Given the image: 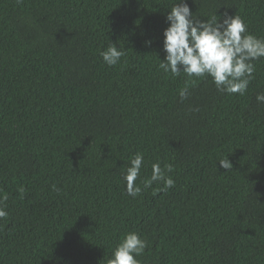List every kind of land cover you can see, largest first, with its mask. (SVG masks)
Instances as JSON below:
<instances>
[{"label":"trees","instance_id":"obj_1","mask_svg":"<svg viewBox=\"0 0 264 264\" xmlns=\"http://www.w3.org/2000/svg\"><path fill=\"white\" fill-rule=\"evenodd\" d=\"M179 2L0 0V264H108L129 232L148 242L141 264H264V57L243 95L164 72ZM187 3L264 38V0ZM137 152L136 184L159 163L175 186L128 195Z\"/></svg>","mask_w":264,"mask_h":264},{"label":"clouds","instance_id":"obj_2","mask_svg":"<svg viewBox=\"0 0 264 264\" xmlns=\"http://www.w3.org/2000/svg\"><path fill=\"white\" fill-rule=\"evenodd\" d=\"M221 22L215 17L201 20L195 17L187 3L180 0L172 6L166 20L169 26L164 30L163 50L166 56L159 67L164 72H171L179 76L181 72L188 77H212V82L222 93L243 95L254 79L255 64L253 61L264 57V38H258L247 31V25L239 16L224 14ZM151 44V41H146ZM125 52L111 43L101 52L103 61L109 66H115ZM186 89L179 92L183 100L187 97ZM258 103H264V93L256 96ZM144 164L143 154L137 152L130 160L123 179L126 181L127 193L133 198L151 188L154 182H163L164 189L175 186V180L167 175L173 171L171 164L161 168L159 163L152 164L150 178L143 181V187L136 184ZM219 165L226 170L233 168L229 158L219 161ZM55 190V186H53ZM21 198L26 189L18 188ZM8 196H0V219L6 218V204ZM148 242L137 232L126 233L116 246L113 257L108 264H141L137 259L143 255Z\"/></svg>","mask_w":264,"mask_h":264}]
</instances>
